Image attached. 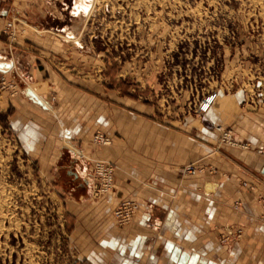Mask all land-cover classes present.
Segmentation results:
<instances>
[{"label":"crops","instance_id":"0c3cea01","mask_svg":"<svg viewBox=\"0 0 264 264\" xmlns=\"http://www.w3.org/2000/svg\"><path fill=\"white\" fill-rule=\"evenodd\" d=\"M68 1L0 0V33L11 16L18 17L10 58L0 35V72L26 69L31 82L46 84L42 93L33 87V93L7 99L9 126L42 166H57L70 146L89 149L96 128L113 137V145L88 152L115 163L114 190L100 199L76 193L67 206L76 264H264V158L226 146L213 150L219 136L214 125L253 148L264 145V91L217 92L199 118L185 116L177 128L143 126V104L114 97L76 70L71 57L89 56V49L67 38L71 26H63L62 13L74 18V0ZM192 161L215 171L180 175L179 167ZM79 166L83 179L90 166ZM126 198L136 199L139 209L120 227L111 213ZM151 217L157 223L149 230ZM236 229L240 238L221 242L223 232Z\"/></svg>","mask_w":264,"mask_h":264},{"label":"rangeland","instance_id":"374dc122","mask_svg":"<svg viewBox=\"0 0 264 264\" xmlns=\"http://www.w3.org/2000/svg\"><path fill=\"white\" fill-rule=\"evenodd\" d=\"M89 1L90 13L80 21L67 11L62 13L63 26L69 24L79 45L89 49V56H72V61L80 76L110 88L114 97L127 96L143 104V126L150 123L163 129L177 128L185 116L199 118L204 113L196 108L209 92L231 94L240 90L253 96L264 91V0ZM15 20L17 15L8 21ZM5 25L0 35L10 58L18 33L9 38ZM28 85L39 93L46 86L31 82L26 69L0 72V264H76L77 253L71 242L74 221L67 206L76 193L84 192L95 199L86 183L91 161H109L114 170L116 165L110 159L92 157L88 151L109 147L114 140L96 128L89 149L83 152L76 145L70 146V154L57 166H42L38 153L28 152L9 126L13 111L7 99L24 95L20 90ZM28 91L32 92L27 89L26 94ZM97 131L110 139L109 144L93 143ZM162 136L158 138L162 140ZM217 145L218 138L214 152L222 146L231 147ZM231 148L255 152L252 146ZM80 162L90 166L83 179L79 178ZM187 164L179 167L180 175H190L182 172ZM153 223L146 228L153 229L156 219ZM241 235V229L223 232L220 240L230 244Z\"/></svg>","mask_w":264,"mask_h":264},{"label":"built area","instance_id":"2783aa9c","mask_svg":"<svg viewBox=\"0 0 264 264\" xmlns=\"http://www.w3.org/2000/svg\"><path fill=\"white\" fill-rule=\"evenodd\" d=\"M4 33L8 35L9 38H14V25L13 21H9L6 23L4 28ZM13 69V67H12ZM27 77H29L27 75ZM25 89V93L27 91V87H24L20 90L21 94H23ZM216 96V92H209L204 95L198 103L197 112L200 114L205 113L208 110V107L213 102ZM215 129L219 132L218 136V145H228L231 147H237L241 149H252L250 143L239 140L234 136L233 132L230 129L222 128L219 125H215ZM93 143L96 145H107L110 142V139L100 132H96L93 135ZM253 150L264 158V145L259 147H254ZM82 154H79V157ZM215 170L212 166H207L203 164L197 165V163H188L184 165L182 168V172L185 174L194 175L196 173H213ZM113 173H114V165L109 161L95 159L91 161V169L89 173V178H87L86 183L90 188V194L93 198H100L110 191L113 190ZM139 209V204L137 201L133 199H123L118 205L114 208L112 215L116 221L118 226H124L129 224L136 211ZM264 221V216H262ZM153 217L149 218L146 222V226L148 228L152 227Z\"/></svg>","mask_w":264,"mask_h":264},{"label":"bare ground","instance_id":"6f19581e","mask_svg":"<svg viewBox=\"0 0 264 264\" xmlns=\"http://www.w3.org/2000/svg\"><path fill=\"white\" fill-rule=\"evenodd\" d=\"M88 2H92V1H89V0H74V3H73L74 5L72 6L73 7L72 8V13H73L72 15L74 16V19L76 21H80V20L84 19V17H86L87 15H89L90 9L92 8V6H91V8H89L90 4ZM67 33H68L67 38L69 39L70 42H72L74 45H79L80 44V40L78 39V37H76L74 35V33L72 31H69L68 30ZM26 87L29 90L32 89L29 86H26ZM23 94H26L25 93V89H24ZM72 151H73V149H72Z\"/></svg>","mask_w":264,"mask_h":264}]
</instances>
